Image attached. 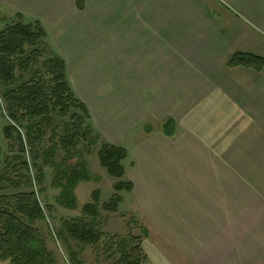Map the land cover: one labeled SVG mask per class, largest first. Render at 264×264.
Here are the masks:
<instances>
[{"label": "crops", "instance_id": "1", "mask_svg": "<svg viewBox=\"0 0 264 264\" xmlns=\"http://www.w3.org/2000/svg\"><path fill=\"white\" fill-rule=\"evenodd\" d=\"M1 9L43 23L101 147L128 151L124 178L151 223L150 264L264 255V69L227 66L240 52L264 58V0H0ZM168 119L175 128L162 127ZM91 171L102 176L78 184L79 207L87 183L92 201L102 193L105 174Z\"/></svg>", "mask_w": 264, "mask_h": 264}, {"label": "trees", "instance_id": "2", "mask_svg": "<svg viewBox=\"0 0 264 264\" xmlns=\"http://www.w3.org/2000/svg\"><path fill=\"white\" fill-rule=\"evenodd\" d=\"M17 16L20 21L7 24L0 32V85L4 89L2 97L9 117L15 124L25 126L29 142L40 147L46 127L52 125L56 117L65 119L71 115L70 122L64 126V136L60 142L55 141L43 152V158H54L61 146L67 152H73L72 158L76 154L75 146L92 134L88 124L91 119L89 110L70 84L65 60L51 51L50 58L42 61L49 48L48 32L43 23L37 19L24 22V15L18 13ZM227 66L259 72L264 69V58L240 52L229 59ZM17 71L20 73L17 74ZM30 72L32 75L26 80V74ZM175 124L173 119H168L162 127L173 129ZM152 131L153 127L148 125L146 132L150 134ZM14 132L18 135L21 151L14 157L13 163L4 160L10 169L0 171V260L6 264H56L55 256L49 250L39 227V224L44 223L50 225L49 215L39 197L40 192L35 188L37 183L42 184L44 181V167L39 165V156L34 153L39 173L34 185L23 156L25 149L22 135L16 126H6L5 135L8 139L14 137ZM99 138L96 134L97 143ZM98 157L109 176L117 180L113 184L114 196L109 202L102 203L101 191H95L93 201L83 206L82 217L64 220L60 234L55 236L57 239L61 237L68 245L74 264H81L80 254L89 247L99 245L103 238H108L106 252L116 250L120 256L112 264H146L149 260L142 243L149 235L147 228H143V236H136L129 231L122 237L108 235L101 229V208L106 212H117L123 202L121 193L134 190L132 182L123 180L126 173L123 162L128 158V151L123 147L105 144L100 148ZM2 162L0 149V164ZM94 180L99 181L100 177H94L84 163L79 169L59 170L57 187L61 190L57 202L65 208L76 210V187L80 182ZM50 210L53 209L50 207ZM71 241L77 243L78 251L70 247Z\"/></svg>", "mask_w": 264, "mask_h": 264}, {"label": "rangeland", "instance_id": "3", "mask_svg": "<svg viewBox=\"0 0 264 264\" xmlns=\"http://www.w3.org/2000/svg\"><path fill=\"white\" fill-rule=\"evenodd\" d=\"M6 20H8V22H6ZM26 20L27 19L25 18V20L23 21L27 22L28 20ZM18 21H20V19L17 14L9 15L6 14L2 9L0 10V32L5 29L7 24H12ZM51 51L53 50L49 46L46 53H44V58L42 59V61H44L46 58H50ZM19 73L20 71H17V74ZM31 75L32 72L26 74L25 79L29 80ZM3 90V87L0 85V149L1 157L3 158V162L0 164V171H3V169H10V167H6L8 164L4 162V160H7L9 163H13L14 157L21 151V145L19 140L17 139V133L14 132V137L10 139H8L5 135L6 126L11 124L16 126V128L22 135L23 147L25 149V154L23 153V156L31 171L30 173L32 175L34 185L36 184V181L34 180L37 179L39 174L38 168L35 166L34 153L39 156V165L44 167V181L42 184L37 183L35 188L39 190V197L47 211L46 213L49 215V226L46 223L39 224V227L41 228V231L47 240L48 248L54 254L57 262L56 264H74L70 251L68 249V245H66L61 237H58L57 239L56 236H58V233L60 234L62 222L64 220L82 217V207L85 204L92 202L91 187L93 186H91L89 183L86 184V189L89 190V193L87 194H85V191H79L80 207L78 205V208L76 210H70L61 206V204L57 202V197L61 190L57 187V177L59 174V170H71L77 167L79 169L81 164L84 163L88 167L89 172L94 177L99 176L101 179L102 175H97L100 173L94 175L91 169H97L98 171H101V173L105 174V176L102 178V183L99 186L102 190V202L106 203L111 200V198L115 194L112 183L114 178L112 179V177H110L104 170L105 168L103 169L100 164L98 152L100 150L101 144L99 143V141L98 143L96 142V131L94 130L92 124L88 122V124L92 128V134L89 138L84 139L80 145L75 146L76 151H74V153L76 152V154H74L72 158H70V156L73 155V152H67V150L63 146H61L57 150L54 158L45 159L43 158V152L47 151L55 141L60 142V138L64 136V126L66 123L70 122L71 115H69L65 119L56 117L54 123L46 127V134L42 138L40 147H38V145L33 146L32 143L29 142L27 134H25V126L17 125V123L15 124L14 121L10 119L8 110L6 108V102L2 97ZM54 134L56 135L55 138H53ZM125 161L123 162V164L126 169L127 164H125ZM114 180V182L117 181L116 179ZM123 180H125L124 177ZM131 193L132 192L121 193L123 202L119 205V209L117 212H106L103 210V208H101L103 223L101 229L108 235L122 237L129 231H132L136 236H143V228L148 225L151 226V223L147 221V215H144L145 213L143 214L140 207L132 198ZM50 207L53 209L52 211L50 210ZM102 240L103 241L100 242L99 245L89 247L80 254L79 261L81 264H112L120 258L116 250L106 252L105 243L108 238H103ZM70 247L73 249V251L79 250L76 242L71 241ZM263 258L264 255L256 260L254 264H264ZM0 264L6 263L0 260ZM146 264H150L149 261Z\"/></svg>", "mask_w": 264, "mask_h": 264}]
</instances>
